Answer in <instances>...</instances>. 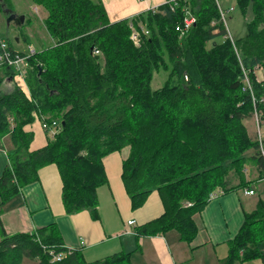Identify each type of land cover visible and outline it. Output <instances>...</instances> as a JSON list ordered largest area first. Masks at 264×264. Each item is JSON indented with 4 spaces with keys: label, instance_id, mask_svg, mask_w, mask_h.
<instances>
[{
    "label": "trees",
    "instance_id": "obj_1",
    "mask_svg": "<svg viewBox=\"0 0 264 264\" xmlns=\"http://www.w3.org/2000/svg\"><path fill=\"white\" fill-rule=\"evenodd\" d=\"M32 1L47 11L45 26L53 42L29 57L30 95L17 86L4 92L14 73L0 67V139L10 136L14 145L0 178V209L37 181L41 168L54 164L66 212L88 210L96 220L98 189L108 184L103 160L128 147L122 178L132 208H141L153 191L165 208L138 234L177 230L190 244L198 234L195 215L211 193L247 187L249 163L264 179V159L246 126L255 108L264 113V72L262 79L254 73L259 66L264 70V0H236L252 19L234 43L220 22L216 0H187L173 11L164 4L116 22L100 0ZM185 7L196 23L181 36L176 26ZM5 9H13L12 0H0V14ZM141 25L149 33L135 45L132 27L140 31ZM162 66L170 68V77L153 89L151 80ZM244 70L252 93L242 91ZM36 118L57 122L59 129L32 151L34 134L24 126ZM230 173L238 185L231 187ZM187 201L190 206L183 204ZM1 223L0 264H132L124 252L85 260L80 249L65 246L55 224L9 234ZM57 255L63 258L57 261ZM256 260L264 264L263 200L246 214L221 264Z\"/></svg>",
    "mask_w": 264,
    "mask_h": 264
},
{
    "label": "crops",
    "instance_id": "obj_2",
    "mask_svg": "<svg viewBox=\"0 0 264 264\" xmlns=\"http://www.w3.org/2000/svg\"><path fill=\"white\" fill-rule=\"evenodd\" d=\"M98 1V0H93ZM111 22L131 19L148 12L153 8L164 5L166 0H100ZM33 12L43 10L41 23L28 8L19 12L25 17L26 27L17 25L18 34L9 45L17 52L22 40L29 43V48L35 51L48 47L52 42L44 44L36 35L26 32V28H33L36 24L47 32L44 18L47 11L40 5L30 3ZM15 2L13 8L17 11ZM31 14L28 18L27 12ZM18 12V11H17ZM28 18V19H27ZM40 18V16H39ZM30 26V27H29ZM49 35V33H48ZM39 46H35L32 38ZM50 39L51 36L49 35ZM34 46V47H33ZM38 47V48H37ZM263 78V72L257 74ZM13 87V79L7 80ZM13 89V88H12ZM11 89V90H12ZM253 118L246 121L248 132L256 136L252 127ZM37 119L33 124L24 126L26 131L33 132L34 140L31 150L44 147L49 141V135L40 126ZM14 149L10 136L0 139V178L5 168L9 166V153ZM130 149L124 148L114 152L103 160L108 184L98 189L99 215L95 220L88 210L75 214H68L63 203V182L56 165H48L38 172V180L22 188L0 209V219L9 234L33 233L37 229L55 224L60 232L63 243L68 248L80 249L87 261L103 259L115 253L124 252L129 255L132 264H221L229 251V242L234 240L241 229L247 213L257 209L258 202L252 198L258 192L254 185L264 184L259 179V172L254 163L246 168L247 187L233 189L219 197L208 201L201 213L195 215L198 234L193 243L181 240L177 230H170L164 235H141L137 229L163 215L165 208L158 191H153L145 204L134 210L130 196L125 188L122 173L123 164ZM238 182H232V186ZM264 186V185H263ZM254 190L255 194H246L247 190ZM129 221H135L130 226ZM246 264H261L259 260Z\"/></svg>",
    "mask_w": 264,
    "mask_h": 264
},
{
    "label": "built area",
    "instance_id": "obj_3",
    "mask_svg": "<svg viewBox=\"0 0 264 264\" xmlns=\"http://www.w3.org/2000/svg\"><path fill=\"white\" fill-rule=\"evenodd\" d=\"M144 1V0H140ZM187 0H166L165 4L169 6V9L171 11L175 10L182 2H185ZM216 4L220 13V22L224 24L227 31V37L234 43V38L228 28V25L226 22H228V16L232 14L235 10L234 7L230 8H223L221 5L220 0H216ZM158 8L151 9L152 11H156ZM184 19L181 24H178L176 26V29L178 32H180L181 35H184L188 33L193 25L196 23V17L191 12V10L187 7L184 8ZM132 35L131 40H133L135 45H139L140 43V36L141 34L148 35L147 29L141 25L140 31L136 30L134 27H132ZM8 42L6 40H0V67L3 65H7L8 67L13 69V80L15 83H17V86L20 87L27 95H30L28 84H27V74L29 69V57L35 53V50L33 48L29 49V52L25 55L15 54L9 49V45H7ZM97 54H99V51H96ZM259 72H264L263 67L259 66L255 69V74L257 75ZM249 73L244 70V87L242 91H250L252 93L251 88V82L249 79ZM253 119L256 124V141L258 142L259 146V152L261 154L262 159H264V113L255 108L254 110V116ZM42 129L46 132H48L49 135L54 136L58 132V124L57 122H52L51 124L49 122H42L41 125ZM246 194L253 195L255 194L254 190H247ZM222 195V192L215 191L210 194L209 199L213 200L217 197ZM128 224L130 226L135 224V221H129ZM63 258L62 255L55 256V260L60 261Z\"/></svg>",
    "mask_w": 264,
    "mask_h": 264
},
{
    "label": "rangeland",
    "instance_id": "obj_4",
    "mask_svg": "<svg viewBox=\"0 0 264 264\" xmlns=\"http://www.w3.org/2000/svg\"><path fill=\"white\" fill-rule=\"evenodd\" d=\"M16 5V8L18 9L17 11L13 8L12 10H8L5 9L1 14H0V40H6V41H11L12 43H14V38L15 36L18 34V28L16 27V23L14 21H8V17L11 14H16L17 16H20L21 13L19 12L21 9L23 10V8L25 9H29L33 14H35V17L39 20L38 22L41 23V18L44 17L43 15V10L41 8H39V11L37 12H33V9L31 6H29V0H13ZM221 5L223 6V8H230V7H234L235 10L232 14H230L228 16V28L233 36L234 39L242 37L243 35L246 34L247 31V23L249 21H251L252 19V13H248L247 15H244L240 9H238V5L236 0H220ZM30 5L33 6L32 2L30 3ZM28 13V11H26ZM31 14L28 13L26 17H30ZM40 16V18H39ZM27 18V19H28ZM45 22V18L43 19ZM29 23L25 24V19L24 22L21 24V26H27ZM33 28H26V32H30V34H34L36 35L39 39H41L42 42H44V44H48L50 42H52V38L50 39L49 35H48V30L47 32L45 31L43 25H42V30L37 26L36 24L33 25ZM28 27V26H27ZM30 27V26H29ZM47 29V28H46ZM137 30V29H136ZM183 36V35H181ZM32 38V37H31ZM33 42L35 41L32 38ZM35 46H39V44L36 43V41L34 42ZM34 47V46H33ZM38 48V47H37ZM17 49H19L20 54L21 53H28L29 52V43L25 42L24 40H22V44L20 45V47H18ZM39 51V50H37ZM166 62H168L169 66V61L167 60ZM29 70V69H28ZM170 77V68H164V66H162L160 69H158V71H156L153 75V78L151 80V87L153 89H159L161 88L166 81L168 80V78ZM10 85V84H9ZM8 82L5 81L3 84V91L4 92H9L11 91L12 88H14L15 86H17V83H15L14 85H12L13 87L9 86ZM18 87V86H17ZM38 118H36L37 120ZM254 122L252 120V127L255 129V125ZM250 153V152H249ZM251 164V163H249ZM247 164V166L249 165ZM228 179H231L232 182H239L237 176H234L233 173H230L229 176L227 177ZM264 184H258V185H254L255 189H257V193L256 195L252 198L253 200H263L264 201ZM184 205L190 206L191 203L189 201L187 202H183ZM26 262V261H25Z\"/></svg>",
    "mask_w": 264,
    "mask_h": 264
},
{
    "label": "water",
    "instance_id": "obj_5",
    "mask_svg": "<svg viewBox=\"0 0 264 264\" xmlns=\"http://www.w3.org/2000/svg\"><path fill=\"white\" fill-rule=\"evenodd\" d=\"M25 17L17 16L16 14H11L8 17V21H14L17 25H21L24 22Z\"/></svg>",
    "mask_w": 264,
    "mask_h": 264
}]
</instances>
